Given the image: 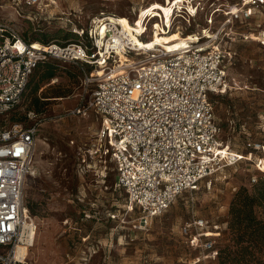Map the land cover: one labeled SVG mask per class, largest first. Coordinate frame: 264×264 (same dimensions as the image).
Listing matches in <instances>:
<instances>
[{
    "label": "built area",
    "instance_id": "obj_1",
    "mask_svg": "<svg viewBox=\"0 0 264 264\" xmlns=\"http://www.w3.org/2000/svg\"><path fill=\"white\" fill-rule=\"evenodd\" d=\"M205 1L163 0L166 11L152 9V2L141 5L136 18L129 20L139 22L138 33L115 14L101 12L80 27L76 15L67 13L63 20L76 39L63 43L26 40L12 23L0 21V264L22 262L15 255L16 242H21L24 221L33 223L24 190L27 179L38 174L34 160L37 127L10 122L8 115L20 104L28 79L41 62L56 59L93 67L83 70L85 91L93 85L89 99L68 114L86 117L94 110L99 115L102 153L111 157L115 186L125 192L128 208L140 211L142 225L164 212L181 192L244 158L219 138L212 94L225 92L228 83L224 51L214 45L219 30L211 33L210 28L213 15L220 11L221 25L229 36L233 24L251 19L264 0L213 6L200 31L187 32ZM23 3L39 9L55 0ZM178 20H183L185 28L175 24ZM148 28L147 40L156 33L174 31L186 43L173 49L138 50L133 35L145 41L142 37ZM189 36L194 39H186ZM246 147L248 156L255 159L253 184L264 173V142L247 141ZM191 224L204 226L202 219H193ZM208 232L196 233L192 239L206 251L203 257L214 258L217 248L207 238Z\"/></svg>",
    "mask_w": 264,
    "mask_h": 264
},
{
    "label": "rangeland",
    "instance_id": "obj_2",
    "mask_svg": "<svg viewBox=\"0 0 264 264\" xmlns=\"http://www.w3.org/2000/svg\"><path fill=\"white\" fill-rule=\"evenodd\" d=\"M232 1L236 0L205 1L186 31L199 32L213 6ZM156 2L163 4V0H55L37 9L23 0H0V21L12 23L26 40L45 34L48 41L63 43L76 39L75 35H70L71 40L62 37L69 31L63 20L67 13L76 15L80 27L101 12L131 22L141 5ZM222 14L213 15L210 32L219 30L214 45L224 51L228 88L212 94L214 113L220 140L245 156L181 192L147 225L139 221L136 207L128 208L125 192L115 186L114 163L102 153L98 137L99 115L94 110L86 117L68 114L89 99L93 85L85 91L83 70L93 67L50 59L52 77L44 76L42 66L31 75L20 104L8 115L10 122L37 127L34 160L38 174L27 179L24 190L35 235L20 264H217L216 257H203L206 251L192 238L209 231L207 238L215 246L224 242L229 202L239 187L252 188L250 179L256 174L246 143L264 141V5L248 21L234 23L229 36L221 25ZM175 24L185 28L183 20ZM149 34L150 28L142 38L147 40ZM57 84L69 94L49 99L39 110L29 106L34 85L39 95ZM193 219H202L204 226L195 227Z\"/></svg>",
    "mask_w": 264,
    "mask_h": 264
},
{
    "label": "trees",
    "instance_id": "obj_3",
    "mask_svg": "<svg viewBox=\"0 0 264 264\" xmlns=\"http://www.w3.org/2000/svg\"><path fill=\"white\" fill-rule=\"evenodd\" d=\"M70 32L66 31L62 37L71 40L70 35L74 34ZM58 34L59 32L55 37H58ZM32 40L48 42L45 34ZM41 66L45 77L54 75V67L49 61L37 64L31 75L33 73L35 75ZM30 77L26 87L30 83ZM37 90V86L34 85L30 91L29 106L34 110L41 109L49 99L66 96L70 92L59 84L49 85L39 95ZM259 208L261 214L258 213ZM226 223L225 240L215 246L217 264H264V173L258 174L257 181L252 184L251 189L242 186L234 192L229 202Z\"/></svg>",
    "mask_w": 264,
    "mask_h": 264
},
{
    "label": "bare ground",
    "instance_id": "obj_4",
    "mask_svg": "<svg viewBox=\"0 0 264 264\" xmlns=\"http://www.w3.org/2000/svg\"><path fill=\"white\" fill-rule=\"evenodd\" d=\"M152 9H163L165 10V5L162 4V6L159 3H155L152 4ZM123 23L125 26L127 27H132L133 29L136 30V32H140L141 28L140 26H136L131 24L130 22L123 20ZM139 25V22H138ZM186 39H190L193 40L194 37L189 36V38ZM133 43L134 46L139 50V49H151L155 46H161L167 49H173L176 47H179L181 45H184L186 43L185 38L182 36H179V34L173 32L167 33V34H155L153 38H150L148 40H141L138 37H136L135 35H133ZM120 58L121 59H125V57L120 53ZM125 61H127V59H125ZM211 233L208 232V235H210ZM20 239L21 242L17 244L16 248H15V255L18 258H24V255L27 253L26 248L32 244L33 241V237L35 235V228L33 226V223L28 221V219H26L21 227V233H20ZM23 261V260H22Z\"/></svg>",
    "mask_w": 264,
    "mask_h": 264
}]
</instances>
